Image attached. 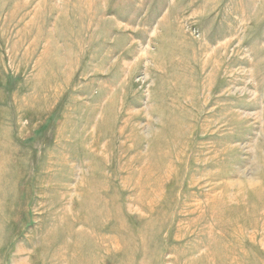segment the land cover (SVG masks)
I'll use <instances>...</instances> for the list:
<instances>
[{
	"label": "rangeland",
	"instance_id": "obj_1",
	"mask_svg": "<svg viewBox=\"0 0 264 264\" xmlns=\"http://www.w3.org/2000/svg\"><path fill=\"white\" fill-rule=\"evenodd\" d=\"M0 264H264V0H0Z\"/></svg>",
	"mask_w": 264,
	"mask_h": 264
}]
</instances>
